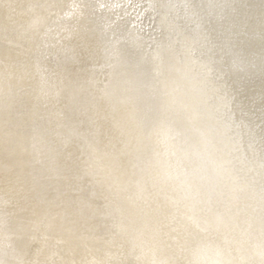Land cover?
I'll list each match as a JSON object with an SVG mask.
<instances>
[{
	"label": "bare ground",
	"instance_id": "bare-ground-1",
	"mask_svg": "<svg viewBox=\"0 0 264 264\" xmlns=\"http://www.w3.org/2000/svg\"><path fill=\"white\" fill-rule=\"evenodd\" d=\"M224 1L0 0V264H264V3Z\"/></svg>",
	"mask_w": 264,
	"mask_h": 264
},
{
	"label": "rangeland",
	"instance_id": "rangeland-1",
	"mask_svg": "<svg viewBox=\"0 0 264 264\" xmlns=\"http://www.w3.org/2000/svg\"><path fill=\"white\" fill-rule=\"evenodd\" d=\"M264 3V0H259L258 1V6L256 9H253L249 4H244L243 7L239 10V13L241 11V16L242 18L244 17V14H242V11H249L250 14H252V16L256 17L258 16L259 12L261 11V5H263ZM220 6V11L223 12V13H228L230 10L233 11L236 7L235 5V1H232V3L230 4L228 2V0L224 1V2H221L219 4ZM245 8V9H244ZM222 9V10H221ZM243 20V19H242ZM251 27V26H250ZM250 30L249 31H246V32H243L241 33V36L240 38L239 37H235L237 39L236 43H234L236 46H237V50H238V53H240V47H239V40L243 39L244 37L248 36V35H252V37H249V38H246V47L245 48H248V46L250 48H252L253 46H255L253 48V55L254 56H264V29L263 31H260L261 33L259 34H256L254 32H251V28H249ZM235 30V28H234ZM237 31V30H235ZM258 32V31H257ZM248 45V46H247ZM249 49V48H248ZM250 51V49H249ZM241 54V53H240ZM243 54V53H242ZM240 57V55H239ZM242 58H243V55H242ZM262 64V63H261ZM258 70V69H257ZM257 70H256V73H257ZM263 69L261 70V72L263 73ZM260 72V73H261ZM259 74V73H258ZM258 74L256 75L257 78L258 77ZM236 76H238V73H236ZM120 80H123V78L121 77V75L118 76ZM239 77V76H238ZM260 79V78H259ZM263 81H264V75H263ZM263 95H264V91H262ZM262 108L264 109V100L262 102Z\"/></svg>",
	"mask_w": 264,
	"mask_h": 264
}]
</instances>
